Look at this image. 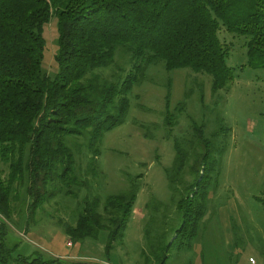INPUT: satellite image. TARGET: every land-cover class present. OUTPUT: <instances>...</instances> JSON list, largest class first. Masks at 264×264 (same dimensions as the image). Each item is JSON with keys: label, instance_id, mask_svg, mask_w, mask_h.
<instances>
[{"label": "trees", "instance_id": "obj_1", "mask_svg": "<svg viewBox=\"0 0 264 264\" xmlns=\"http://www.w3.org/2000/svg\"><path fill=\"white\" fill-rule=\"evenodd\" d=\"M54 19L57 70L48 74L44 28ZM222 28L245 40L249 66L264 68V0H0V264H98L37 248L17 253L15 215L25 216L26 234L44 205L60 194L77 199L83 190L65 235L74 243L102 236L109 257L123 242L140 185L136 176L127 190L104 200L91 193V177L100 173L99 143L124 123L131 92L160 62L167 71L211 76L217 108L219 92L235 79ZM118 57L126 60L116 63ZM115 63L118 71L105 76ZM169 96L168 89L165 124L173 126ZM179 105L181 112L185 103ZM215 120L210 134L205 124H193L184 145L174 140L167 176L180 224L166 223L170 213L161 202L147 203L144 235L158 264L174 246L189 248L204 225L231 132L221 111ZM83 146L90 154L85 169Z\"/></svg>", "mask_w": 264, "mask_h": 264}, {"label": "rangeland", "instance_id": "obj_2", "mask_svg": "<svg viewBox=\"0 0 264 264\" xmlns=\"http://www.w3.org/2000/svg\"><path fill=\"white\" fill-rule=\"evenodd\" d=\"M44 36L43 70L53 74L57 70L56 19L45 25ZM220 38L231 46L227 61L234 68L235 79L230 89L219 92L222 100L217 108L211 76L189 68L167 71L160 62L149 66L146 80L131 92L124 123L105 133L99 143L100 173L91 177V193L104 200L127 190L129 178L136 176L140 185L123 242L116 244L109 257L102 236L74 243L65 235L64 224L75 223L84 190L77 199L60 194L44 205L26 234L25 216L15 215L19 225L14 235L21 239L17 253L30 254L37 248L54 256L98 264H158L147 251L144 235L147 203L161 202L170 213L166 223L171 227L180 224L179 217L172 216L175 209L167 176L175 158L174 140L184 145L192 135L193 124H205L210 134L221 111L231 132L204 225L189 248H171L164 264H264V204L260 200L264 198V68L247 64L242 37H233L222 28ZM123 60L126 58L118 57L116 63ZM116 63L103 71L105 76L118 71ZM168 89L169 110L177 118L173 126L165 124ZM180 103H185L181 112ZM82 150L79 161L85 169L90 154L84 146Z\"/></svg>", "mask_w": 264, "mask_h": 264}, {"label": "built area", "instance_id": "obj_3", "mask_svg": "<svg viewBox=\"0 0 264 264\" xmlns=\"http://www.w3.org/2000/svg\"><path fill=\"white\" fill-rule=\"evenodd\" d=\"M254 262V261H253Z\"/></svg>", "mask_w": 264, "mask_h": 264}, {"label": "crops", "instance_id": "obj_4", "mask_svg": "<svg viewBox=\"0 0 264 264\" xmlns=\"http://www.w3.org/2000/svg\"><path fill=\"white\" fill-rule=\"evenodd\" d=\"M256 264V263H255Z\"/></svg>", "mask_w": 264, "mask_h": 264}]
</instances>
